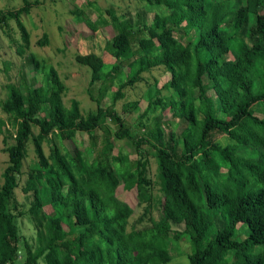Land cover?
Segmentation results:
<instances>
[{
	"label": "trees",
	"instance_id": "trees-1",
	"mask_svg": "<svg viewBox=\"0 0 264 264\" xmlns=\"http://www.w3.org/2000/svg\"><path fill=\"white\" fill-rule=\"evenodd\" d=\"M139 1L147 10L133 17L124 14L122 23L107 11L124 40L122 50L107 40L99 54L74 57L88 72L86 95L93 111L83 115L75 99L65 107L64 87L54 67L33 56L25 63L41 75L40 85L27 83L24 73L19 83L5 85L0 137L8 164L0 186V264H18L16 220L24 218L35 239L23 244L21 264H171L180 235L188 238V249L182 252L188 264H264V113L260 117L256 111H264V0ZM39 3L23 0L15 11L0 10V30L7 28L8 19L20 23ZM75 16L95 33L80 12ZM99 22L109 24L104 17ZM152 25L157 27L156 47L143 53L137 38ZM46 43L44 34L37 44ZM105 65L111 68L100 75ZM157 68L168 80L161 87L148 86L140 116L159 115L141 136L131 134L111 106L125 88L142 82L143 73ZM97 81L101 87L94 98L90 89ZM110 86L116 87L110 91L111 105L103 108ZM127 107L134 109L137 103ZM171 107L183 123L176 137L162 130V113ZM73 131L88 141L68 151L62 142ZM220 135L229 144L219 145ZM45 140L52 144L49 155L44 154ZM112 140L127 141L136 159L111 155ZM29 141L37 165L22 188L32 197L24 210L15 190ZM149 152L162 183L157 219L151 217ZM120 182L125 191L134 190L135 206L115 195ZM44 203L52 206L50 212L44 211ZM138 207L143 212L137 222L148 217L139 227L130 224ZM172 225L183 229L173 231ZM240 226L247 230L243 238Z\"/></svg>",
	"mask_w": 264,
	"mask_h": 264
},
{
	"label": "rangeland",
	"instance_id": "rangeland-1",
	"mask_svg": "<svg viewBox=\"0 0 264 264\" xmlns=\"http://www.w3.org/2000/svg\"><path fill=\"white\" fill-rule=\"evenodd\" d=\"M32 2L33 0H28ZM40 3L36 7H31L28 15L20 19V23L8 19L7 28L4 31L0 30V99L5 97V85L8 83H19L20 74L24 73L27 83H35V86L40 85L41 75L35 74L33 67L25 63V60L31 56L36 59L39 64L51 65L54 67L63 84V92L61 94L62 103L65 107H69L71 100H77L81 113L86 114L89 109L93 111L89 99L86 95L88 84V72L81 68L75 62V55H85L90 52L100 53V47H104L105 41L110 40L115 44L118 51L124 47V40L115 31L111 24V17L107 11H112L118 22L122 23L124 14L133 17L134 12L140 10H147V6L139 0H39ZM236 3L235 0H232ZM243 2V1H242ZM23 0H0V10L15 11L22 7ZM236 6V5H234ZM239 6V5H238ZM75 11L80 12L81 17L84 16L96 28L95 33H92L91 28L86 26L82 20H78L75 16ZM99 17H104L109 24H100ZM97 21V22H96ZM156 26L152 25L147 34L142 33L137 38L139 50L141 52L153 51L156 47L154 43V32ZM135 30V29H134ZM48 37V43L37 44L42 41V36ZM110 66H103L100 75L110 70ZM114 72V71H112ZM115 73V72H114ZM143 80L134 85V87H127L123 90L124 95L120 97L115 104H113V111L119 116L124 125L129 129L131 134L141 136L146 132V128L151 124V119L159 115V111L150 112L144 117L140 116L146 107L148 86L156 83L161 87L168 80V74L160 68L152 69L149 72L142 74ZM101 87L100 82H96L90 89V93L94 98L99 95ZM116 87L110 86L106 89L107 94L103 98L102 107L106 108L111 105V92H114ZM111 91V92H110ZM146 98V99H145ZM248 97L246 96L237 107H240ZM137 103L134 109L127 106L132 103ZM92 108V109H91ZM174 109L171 107L166 109L162 114L163 126L162 130L165 134L172 131L173 134H178L183 129V123L174 117ZM257 115L262 117L264 111L260 108L256 110ZM43 114H40L42 117ZM0 117L5 119V115L0 114ZM111 129L113 128L110 122L106 123ZM34 134L37 133V128L33 129ZM68 139L62 142L64 148L68 151H73L87 143L88 138L84 134L76 132H68ZM102 141V131L96 133V149L99 150ZM113 149L111 155L119 154L122 158H127L128 161L136 159L134 148L124 140H112ZM216 142L219 145L229 144V139L226 136H218ZM44 154L49 155L52 144L45 140L43 143ZM1 137H0V186L2 185V173L8 164V156L2 151ZM87 153V152H86ZM91 158V154L87 153ZM149 170L148 178L153 183V204L151 209V217L158 218V211L156 209L161 200V179L158 175L157 163L152 155L148 154ZM37 165L36 157L33 151V143L29 141L26 145V156L22 164V172L17 177L18 188L15 190V196L18 204H24V210L29 207L32 197L24 195L22 188L25 186V181L28 178V172ZM224 170V167H222ZM115 195L120 199L126 201L129 205L135 206V193L133 191H125L122 183L118 186ZM30 196V197H29ZM52 206L44 203V211L50 212ZM143 207L135 209L134 215L130 219V224L136 222V226L148 223L146 216L141 223L137 220L142 216ZM16 223L20 229L21 240L19 242V251L17 263L21 264L24 258L23 244H33L35 239V232L31 226L24 219H17ZM173 231L179 232L183 229L181 225H172ZM239 230L242 237L247 235V230L244 226H240ZM172 236L171 233H168ZM210 237V235H208ZM241 238H238L239 240ZM178 248L175 252L177 254L172 257L171 264H188L186 256H183V250L188 249V238L185 235L178 236ZM256 250H261L258 248ZM228 259V258H226ZM41 264V263H39Z\"/></svg>",
	"mask_w": 264,
	"mask_h": 264
}]
</instances>
